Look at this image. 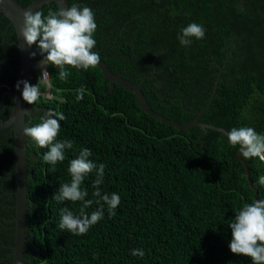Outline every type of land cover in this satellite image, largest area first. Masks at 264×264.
Segmentation results:
<instances>
[{
    "label": "trees",
    "instance_id": "16d2710c",
    "mask_svg": "<svg viewBox=\"0 0 264 264\" xmlns=\"http://www.w3.org/2000/svg\"><path fill=\"white\" fill-rule=\"evenodd\" d=\"M26 6L32 0H16ZM68 7L91 8L100 60L137 83L148 105L185 123L207 105L199 121L222 127H251L264 135V0H67ZM37 10L58 11L53 1ZM35 10V11H37ZM34 11V12H35ZM204 27L202 40L181 46L178 35L190 23ZM37 47V45L34 44ZM16 33L0 12V122L8 118L19 54ZM33 57H40L39 51ZM155 62V66L153 63ZM53 98L33 104L52 108L60 121L57 140H71L65 160L43 161L47 148L26 141L27 201L21 264H252L229 249V223L245 204L264 200V162L244 159L225 132L192 125H167L141 110L134 92L110 85L96 66L68 67L67 80L47 66ZM162 81L158 86L156 80ZM83 100H77L78 90ZM43 114L28 126L41 122ZM27 120V118H26ZM12 127L0 131V243L13 244L16 188ZM90 149L105 165L101 195L116 193L120 204L84 235L58 225L61 209L80 215L82 202H57L60 185L71 180L70 161ZM239 152V155H238ZM244 161V162H243ZM248 173V175H247ZM96 170L81 185L94 201ZM141 249L143 258L133 256ZM12 248L0 247V264H12Z\"/></svg>",
    "mask_w": 264,
    "mask_h": 264
},
{
    "label": "clouds",
    "instance_id": "9594fccd",
    "mask_svg": "<svg viewBox=\"0 0 264 264\" xmlns=\"http://www.w3.org/2000/svg\"><path fill=\"white\" fill-rule=\"evenodd\" d=\"M96 30L97 23L93 10L87 6L81 9L72 5L66 9L60 8L58 11L49 10L47 15L39 10L35 12L25 11L20 34L28 47L37 45L39 53L43 57L40 65L45 69L49 65L55 66L58 69L59 79L64 81L70 75V72L66 70L68 67L86 71L89 68H95L100 62L99 53L94 51L96 48V40L94 39ZM205 31L202 25L193 22L184 27L177 38L181 46H189L192 43V38L202 40L205 37ZM35 55L36 53L33 52L32 56ZM48 75L49 73L44 70L41 79L47 78ZM34 77L33 73V80ZM33 80L31 83L19 81L16 85L17 89L21 83L24 85L22 97L31 106L42 97L41 91H43L40 80L36 85H33ZM50 88L51 86L49 90ZM42 98L45 100L52 99L53 94L51 98ZM83 98L84 90L79 89L76 99L83 100ZM64 119L66 117L62 113L50 111L41 118L40 123L26 126L23 129L25 137L30 138L40 148L48 149L43 154V161L51 165L49 169L51 173L56 171V165L59 162L65 160V149L73 148L71 140H57L61 129L60 121ZM226 135L230 145L239 146L240 155L244 159L259 158L260 161L264 162V135L258 134L251 127L232 128ZM91 155V150L84 148L79 152L77 158L70 161L68 171L71 180L60 185L53 197L57 202H82L79 216L74 215L67 207L62 208L58 225L61 230L66 229L77 236L86 234L93 225L103 219V206L90 215L85 211L94 202L99 204L102 200L107 205V212L110 217L116 215L115 210L121 202L120 196L116 193H112L111 196L108 194L101 195L100 185L103 183L105 165L100 164L97 167L89 159ZM93 170H96L97 174L94 182L95 191L93 192V196L99 198L96 201L86 200L88 191L81 188L85 177ZM259 182L264 185V178ZM228 226L231 228L232 237L228 245L230 251L234 255L249 257L252 264H264V200L245 204L236 212L234 219ZM131 254L141 258L145 255L141 249H135Z\"/></svg>",
    "mask_w": 264,
    "mask_h": 264
},
{
    "label": "water",
    "instance_id": "95a60500",
    "mask_svg": "<svg viewBox=\"0 0 264 264\" xmlns=\"http://www.w3.org/2000/svg\"><path fill=\"white\" fill-rule=\"evenodd\" d=\"M53 1L57 4L58 10L60 8H68L67 0H32L26 6H22L16 0H0V12H2L12 23L15 33H16V45L18 47V54H19V63L18 69L15 70L11 66V70L16 75V84L15 89L12 93L11 101L9 105L11 107L9 116L6 120L0 122V131L7 127H12L13 134H14V154L10 155L7 153V156L15 163V169L12 172V175L15 176L16 180V188L11 191L15 197V216H14V229H15V239L13 244H4L0 243L1 246H7L12 248V264H21L22 263V256L24 247V239H25V216H26V201H27V176L31 174V170L28 171V165L26 159L28 157L26 153V141L28 137L23 135L24 127L28 126L26 124L28 121L30 122L34 117L52 111V108L47 106H34L32 107L27 102L23 100L22 91L24 85L21 83L19 89H17L16 85L19 81H27L31 83L33 80V73H32V63H33V52L39 51L38 47L32 45L28 47L23 40V37L20 34V30L23 27L24 23V13L25 11H35L40 8L43 4ZM244 2V0H241ZM98 48H95V50ZM155 66V62L153 63ZM97 66L101 69L103 78L106 79L110 85V90L114 88V84L117 83L122 87L126 88L128 91L134 92L137 96V104L140 106L141 110L148 113L149 115L160 119L167 125L175 126L178 129L187 130L192 125H199L204 128H213L217 130H221L225 133L226 131L222 127H217L211 124L203 123L199 121L200 114L206 110L214 95V92L211 95L206 106L202 109L195 111V118L187 121L185 123H179L173 119H168L161 114L154 111L147 103L144 94L141 91V85L146 75L141 78V80L137 83H134L126 78L123 77L121 72H112L107 64L100 60ZM156 84L160 86L162 81L157 79ZM27 118V121H26ZM240 152V150H239ZM238 152V155H239ZM240 156V155H239ZM244 162V161H243ZM248 175V173H247Z\"/></svg>",
    "mask_w": 264,
    "mask_h": 264
},
{
    "label": "built area",
    "instance_id": "2783aa9c",
    "mask_svg": "<svg viewBox=\"0 0 264 264\" xmlns=\"http://www.w3.org/2000/svg\"><path fill=\"white\" fill-rule=\"evenodd\" d=\"M43 59V57L40 55V57H38L37 59L33 60V63H32V70H33V73H34V80H33V85H36L39 80L41 79L42 77V73L44 70H47V68L45 69L44 67H42L40 65V61ZM40 84L41 86H43V91L42 92V97L44 98H51L52 97V94L49 90V87H50V84H49V75L47 76V78H42L40 80Z\"/></svg>",
    "mask_w": 264,
    "mask_h": 264
},
{
    "label": "flooded vegetation",
    "instance_id": "af4514ba",
    "mask_svg": "<svg viewBox=\"0 0 264 264\" xmlns=\"http://www.w3.org/2000/svg\"><path fill=\"white\" fill-rule=\"evenodd\" d=\"M33 106V105H32ZM34 107V106H33Z\"/></svg>",
    "mask_w": 264,
    "mask_h": 264
}]
</instances>
